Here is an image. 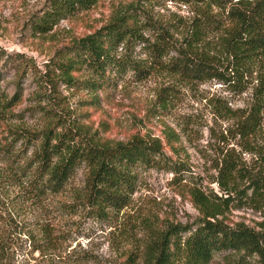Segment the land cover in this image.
I'll list each match as a JSON object with an SVG mask.
<instances>
[{"label": "rangeland", "instance_id": "rangeland-1", "mask_svg": "<svg viewBox=\"0 0 264 264\" xmlns=\"http://www.w3.org/2000/svg\"><path fill=\"white\" fill-rule=\"evenodd\" d=\"M51 3L0 0V111L5 99L16 93L21 98L2 114L0 146L11 141V129L22 127L34 132L52 125L57 130L71 127L76 137L86 134L108 143L139 135L160 139L165 156L186 169L179 174L141 170L130 204L121 210L99 209L84 196L85 167L76 170L63 191L39 196L20 183L19 162L9 160L0 148V264H147L150 244L165 230L194 224L205 216V204L220 202L215 195H228L220 185L225 161L231 159L244 171L237 176L244 190L247 174L261 167L264 111L260 133L241 131V121L255 101L258 71L246 74L243 92L218 80L189 81L164 70L142 81L128 74L121 83L98 91L87 83L74 86L61 79L56 61L68 45L101 28L116 11L138 14L147 27V20L170 27L181 44L197 5L180 0H102L62 19L47 33L39 32L36 23ZM217 11L222 12L215 7ZM156 30L144 32L155 38ZM222 35L223 31L212 32L207 37L211 44L199 49L227 63ZM32 151L28 149V157ZM222 210L219 218L227 223L259 229L261 212L241 194ZM211 263L263 264L257 257L244 259L231 252L216 253Z\"/></svg>", "mask_w": 264, "mask_h": 264}, {"label": "trees", "instance_id": "trees-1", "mask_svg": "<svg viewBox=\"0 0 264 264\" xmlns=\"http://www.w3.org/2000/svg\"><path fill=\"white\" fill-rule=\"evenodd\" d=\"M100 1L51 0V9L36 23L37 29L47 33L62 19L91 9ZM180 1L197 5L181 44L170 27L157 25L152 20L146 23L150 27L141 25L138 14L120 9L101 28L66 47L56 61L63 73L61 79L74 86L87 83L90 89L98 91L121 83L128 74L142 81L153 72L164 70L189 81L218 80L234 91L243 92L247 89L243 83L246 74L257 70L258 82L253 88L255 101L247 118L241 121V131L250 135L260 133L264 111V0ZM215 7L222 12H214ZM131 8L137 9L134 5ZM223 13H227L226 16L222 17ZM145 29L160 30L151 38L145 34ZM217 31H223L222 44L229 56L227 63L199 49L205 44L209 46L211 41H207V37ZM20 99L16 93L14 98L2 102L1 124L3 112L16 106ZM10 139L2 142L0 148L9 160L19 162L17 176L27 190L39 196L59 193L76 170L85 167L88 176L84 196L99 209L121 210L130 204L141 170L154 168L179 174L186 169L183 163L165 156L160 139L139 135L128 141L108 143L86 134L76 137L71 127L57 130L52 125L39 132L24 127L11 129ZM20 141L21 147L16 148ZM259 144L261 167L247 174L248 189L238 185L237 176L244 171L231 159L225 161L220 185L228 195H215L220 199L215 204L198 191L201 198L212 203L205 204V216L192 225L165 230L150 244L147 264H212L214 255L219 252L236 253L244 259L257 257L264 264V137ZM32 147L28 157V149ZM239 194L261 212L259 229L243 222L232 225L219 218L223 204L228 206ZM204 199L201 201L205 202Z\"/></svg>", "mask_w": 264, "mask_h": 264}]
</instances>
